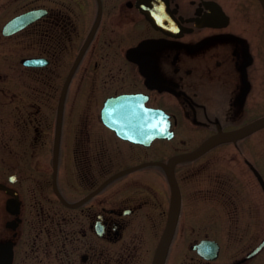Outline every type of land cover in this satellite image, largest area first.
I'll return each instance as SVG.
<instances>
[{
	"label": "flooded vegetation",
	"instance_id": "1",
	"mask_svg": "<svg viewBox=\"0 0 264 264\" xmlns=\"http://www.w3.org/2000/svg\"><path fill=\"white\" fill-rule=\"evenodd\" d=\"M261 119L264 0H0V264H264V127L141 167Z\"/></svg>",
	"mask_w": 264,
	"mask_h": 264
},
{
	"label": "water",
	"instance_id": "2",
	"mask_svg": "<svg viewBox=\"0 0 264 264\" xmlns=\"http://www.w3.org/2000/svg\"><path fill=\"white\" fill-rule=\"evenodd\" d=\"M121 100H126V103H123L122 105L128 106V114L126 117V120H130V124L131 126L128 128H113L119 135L120 137H122L123 139H126L132 143L135 144H145V136L146 134L144 133V129L142 127V115L141 112L137 110L136 104L139 102V97H129V98H123ZM130 106V107H129ZM151 114V113H150ZM162 118V117H160ZM113 119L115 120H119L118 117H113ZM120 119H124L123 117H120ZM149 120H150V124L147 125V132H149L150 134V140L154 138H168L170 136H168V128H165L163 131L161 132L159 135H155V136H151V132L153 131L152 128V124H151V120L152 117L151 115H149ZM264 127V119L258 120L246 127H243L241 129L229 132V133H220L217 136H214L212 139L208 140L207 142H205L200 149L193 155H182V156H178L175 157L174 159L171 160L169 165H164V164H147L141 167H150V166H162L165 170H169L171 169L175 164L181 163V162H185L190 160L191 158H193L196 154L199 153H203L207 150H209L211 147H213L214 145H216L217 143H221L224 141H236L237 139L244 137L250 133H252L255 130L261 129ZM138 167V168H141ZM137 169V168H134ZM132 169V170H134ZM169 179H170V185L172 188V203H171V207H170V214H169V218H168V224L164 233V237L162 239V242L159 245V248L156 252L153 264H164L165 261V257H166V252H167V248L169 245V242L172 238L173 235V228L175 225V221L178 215V208H179V204L178 201L179 199L176 197V191H175V184L172 181V174L169 173ZM177 203V204H176Z\"/></svg>",
	"mask_w": 264,
	"mask_h": 264
}]
</instances>
